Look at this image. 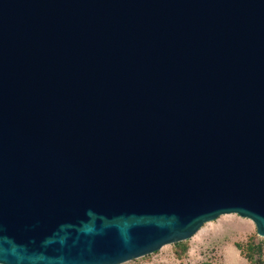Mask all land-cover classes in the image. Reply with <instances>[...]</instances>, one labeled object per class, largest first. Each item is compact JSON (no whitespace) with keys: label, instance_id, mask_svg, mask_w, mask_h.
Instances as JSON below:
<instances>
[{"label":"water","instance_id":"water-1","mask_svg":"<svg viewBox=\"0 0 264 264\" xmlns=\"http://www.w3.org/2000/svg\"><path fill=\"white\" fill-rule=\"evenodd\" d=\"M224 214L264 237V0H0V264H120Z\"/></svg>","mask_w":264,"mask_h":264},{"label":"rangeland","instance_id":"rangeland-1","mask_svg":"<svg viewBox=\"0 0 264 264\" xmlns=\"http://www.w3.org/2000/svg\"><path fill=\"white\" fill-rule=\"evenodd\" d=\"M120 264H264V237L250 219L224 214L187 240Z\"/></svg>","mask_w":264,"mask_h":264}]
</instances>
